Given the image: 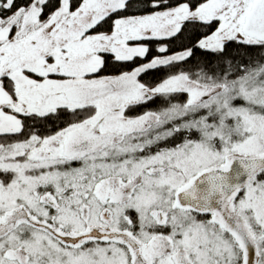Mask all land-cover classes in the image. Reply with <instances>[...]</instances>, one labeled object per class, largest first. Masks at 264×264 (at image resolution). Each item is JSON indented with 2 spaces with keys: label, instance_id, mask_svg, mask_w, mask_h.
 <instances>
[{
  "label": "snow or ice",
  "instance_id": "snow-or-ice-1",
  "mask_svg": "<svg viewBox=\"0 0 264 264\" xmlns=\"http://www.w3.org/2000/svg\"><path fill=\"white\" fill-rule=\"evenodd\" d=\"M0 264H264V0H0Z\"/></svg>",
  "mask_w": 264,
  "mask_h": 264
}]
</instances>
